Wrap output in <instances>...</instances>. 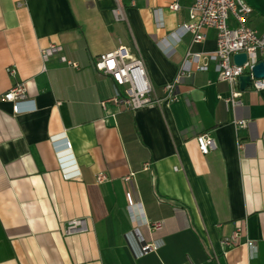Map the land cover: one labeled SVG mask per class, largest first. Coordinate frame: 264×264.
I'll return each mask as SVG.
<instances>
[{"label": "crops", "instance_id": "1", "mask_svg": "<svg viewBox=\"0 0 264 264\" xmlns=\"http://www.w3.org/2000/svg\"><path fill=\"white\" fill-rule=\"evenodd\" d=\"M246 1L264 34V0ZM192 3L0 0V264H264V90L219 80L216 32L182 35ZM120 47L144 60L160 98L188 52L208 71L184 78L175 102L129 110L94 66ZM20 82L16 115L3 96ZM204 133L216 142L208 155ZM76 219L88 231L67 236ZM136 228L156 251L134 255Z\"/></svg>", "mask_w": 264, "mask_h": 264}, {"label": "built area", "instance_id": "2", "mask_svg": "<svg viewBox=\"0 0 264 264\" xmlns=\"http://www.w3.org/2000/svg\"><path fill=\"white\" fill-rule=\"evenodd\" d=\"M135 0H132L134 3ZM171 10H179L177 3L170 6ZM253 9L246 0H193L189 12V22L181 30L182 35H192L194 43H201L205 40V31L212 29L216 32V51L210 56V59L216 63V70L219 80L227 82L231 87L236 88L239 85L240 77L248 75L251 77V87L255 91L264 90V79H256L253 74L254 67L264 62V34H259L248 25L249 16ZM233 21V24L231 23ZM177 36L180 41L181 37ZM160 46L168 49L169 43L163 39ZM239 54H246L247 61L244 65L238 66L234 62V57ZM201 54L188 52L181 66L177 79L173 84L164 88V98L156 95V91L150 76L148 74L144 60L138 56L131 58L124 47H120L115 52L99 56L94 66L97 72L110 77L116 86L124 88L123 94L117 95L111 100L116 104H122L129 110L150 107L161 104L163 101L175 102L178 100V85L184 78H189L195 71H208V66L203 63ZM11 76L16 75L15 68L7 70ZM234 98L239 97L235 90ZM4 101L13 105V111L16 115L21 113L20 106L28 100L25 84L20 82L14 85L4 96ZM107 104L102 102V106ZM248 120L237 122L239 128H245ZM198 149L203 155H208L216 149L215 140L204 133L196 139ZM106 177L100 175L98 182H104ZM133 206L129 211L133 220H135ZM140 226H147L149 222L141 220ZM154 229L161 228L160 223L152 226ZM88 231V222L86 219H76L68 223L65 229L67 236L81 234ZM241 230H237L231 240H226L223 244L226 247H233L237 243ZM126 239L132 248L134 255L141 258L148 253L158 249L157 245L146 244L141 236L139 228L126 235ZM248 245L252 250L255 249L253 243Z\"/></svg>", "mask_w": 264, "mask_h": 264}, {"label": "water", "instance_id": "3", "mask_svg": "<svg viewBox=\"0 0 264 264\" xmlns=\"http://www.w3.org/2000/svg\"><path fill=\"white\" fill-rule=\"evenodd\" d=\"M246 61H247L246 54H239L234 57V62L238 66L244 65ZM253 74L256 79H264V62H260L254 67ZM251 85H252V80L250 76L244 75L240 77L239 88L241 91H245Z\"/></svg>", "mask_w": 264, "mask_h": 264}]
</instances>
